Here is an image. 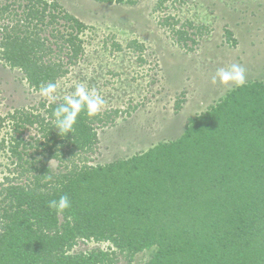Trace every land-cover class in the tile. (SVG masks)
Returning <instances> with one entry per match:
<instances>
[{
  "label": "trees",
  "instance_id": "16d2710c",
  "mask_svg": "<svg viewBox=\"0 0 264 264\" xmlns=\"http://www.w3.org/2000/svg\"><path fill=\"white\" fill-rule=\"evenodd\" d=\"M57 10L45 0H0V18L10 21L0 28L1 58L36 91L66 74L60 63L46 62L50 50L40 37ZM72 39L64 41L70 62L82 52ZM62 101L10 116L16 130L36 125L39 140L29 145L33 161L25 166V151L17 152L22 132L7 143L10 164L21 168L0 182V264H114L144 250L145 264H264V82L234 88L189 120L177 140L103 166L88 165L87 154L107 117L82 112L74 131L59 136L49 118ZM51 160L65 173H52ZM64 194L71 209L50 211L47 202ZM79 240L109 242L114 250L71 254Z\"/></svg>",
  "mask_w": 264,
  "mask_h": 264
},
{
  "label": "rangeland",
  "instance_id": "374dc122",
  "mask_svg": "<svg viewBox=\"0 0 264 264\" xmlns=\"http://www.w3.org/2000/svg\"><path fill=\"white\" fill-rule=\"evenodd\" d=\"M45 1L60 7L53 12L58 16L52 24L39 25L50 50L46 62L60 63L66 71L56 81L55 102L74 91L77 83L95 88L106 102L99 114L108 123L96 126L98 145L87 154L88 165L103 166L180 138L189 120L235 88L211 83L220 67L238 63L245 69L246 83L264 82V0ZM24 5L15 18L24 15ZM62 13L81 27L61 18ZM7 21L0 18V28L10 24ZM69 37L82 48L72 62L70 44L64 42ZM24 77L20 69L5 64L0 49V141L4 138L6 143L0 147V182L10 171L19 172L20 164L33 161L34 148L29 145L39 140L36 125L16 130L17 120L10 116L22 111L38 114L39 104L49 103ZM21 132L24 143L17 152H25L17 169L8 159V144ZM48 168L54 174L66 171L56 160ZM92 250L114 248L109 242L79 240L70 253ZM148 260L149 251L144 250L131 260L118 257L114 264Z\"/></svg>",
  "mask_w": 264,
  "mask_h": 264
},
{
  "label": "clouds",
  "instance_id": "9594fccd",
  "mask_svg": "<svg viewBox=\"0 0 264 264\" xmlns=\"http://www.w3.org/2000/svg\"><path fill=\"white\" fill-rule=\"evenodd\" d=\"M246 82L245 69L238 63L218 68L211 80L213 85L219 83L223 87L233 86L235 88L243 87ZM56 91L57 84L50 82L41 85L38 94L51 104L56 100ZM105 103L104 97L95 88H89L84 83H77L74 91L65 95L63 101L52 111L49 118L52 128L56 130L59 136L71 134L82 112L89 118L95 117L104 108ZM52 179L51 176L47 177L49 182ZM49 186L52 185L50 184ZM47 207L50 211L63 214L71 209L72 202L69 196L64 194L60 195L58 199L49 200Z\"/></svg>",
  "mask_w": 264,
  "mask_h": 264
}]
</instances>
